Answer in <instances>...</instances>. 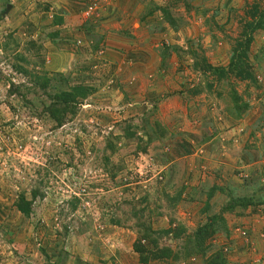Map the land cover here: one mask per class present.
Instances as JSON below:
<instances>
[{"label": "rangeland", "instance_id": "1", "mask_svg": "<svg viewBox=\"0 0 264 264\" xmlns=\"http://www.w3.org/2000/svg\"><path fill=\"white\" fill-rule=\"evenodd\" d=\"M254 4L264 0H0V264H203L217 251L264 264V35L247 60L255 84L197 74L188 56L226 68ZM163 7L177 32L148 16ZM81 85L86 99L57 127L54 94ZM231 93L246 108L237 117ZM213 187L254 206L225 213L227 231L185 256L227 200L209 198ZM148 221L169 253L141 263Z\"/></svg>", "mask_w": 264, "mask_h": 264}, {"label": "trees", "instance_id": "2", "mask_svg": "<svg viewBox=\"0 0 264 264\" xmlns=\"http://www.w3.org/2000/svg\"><path fill=\"white\" fill-rule=\"evenodd\" d=\"M189 9V8H188ZM158 11L161 16V20L164 24H167L171 29L175 32L181 27L180 19H176L172 16L169 9L166 7L158 8L151 11L148 16H151L152 13ZM257 32H261L264 35V7H261L260 4H254L247 12L245 18H243L242 24V31L237 39L234 41V46L231 50L229 63L226 68H211L208 64L206 59L198 52L190 50L188 52V56L193 59V69L196 70L198 67L201 69H197V74L206 76V75H214L219 78V81H223L226 85L230 84L232 80H238L241 82H245L247 84H255V75L254 70L250 63H248L250 46L253 42L254 34ZM21 74H24L23 69H19ZM26 73V72H25ZM31 83L36 86V82L40 80L39 77L34 76L33 78L30 77ZM45 86V85H44ZM232 95V111L237 116H240L245 108V104L241 103L238 98L235 97V94L231 93ZM87 97V89L81 86L69 87L65 91H59L54 94L55 103H52V106H48L47 110L51 115V118L56 122L57 127H61L65 122V114L70 109L73 103H75L78 99L84 100ZM239 101V102H238ZM70 114L73 113V110L69 112ZM152 132H154L152 130ZM155 134V132H154ZM124 137H128V134H124ZM154 137L156 140H163L165 139L164 134L161 133L160 135ZM149 136V142L153 140V138ZM219 191L220 193L226 194L227 200L223 204L219 213L214 214L208 219V222L199 226L196 231L192 234L189 238V245L187 246L188 254H184L185 256H189L190 254L200 255L203 256L207 252V245L206 242L212 238L217 233H223L227 231L226 221L223 218L225 213H234L237 211L238 214H242L244 211L248 209V207H253V198L254 197H239L235 195L233 198L227 189L225 188H217L213 187V190L209 192V198H212L215 193ZM183 195V191L181 190L178 196L176 197L175 201L179 200ZM214 197V196H213ZM34 199V196L33 198ZM206 207H208V203H206ZM31 202L25 200L24 197H20L19 202L17 204V209L21 212V214L25 217L29 216L30 214V207ZM138 225V224H137ZM138 229L141 238L138 240L136 244H134V250L139 254L141 258V263H147V260L144 258L145 251H148V255L154 257H167L169 251L165 248H158V244L156 239L153 237L155 234L152 232V227L148 223L139 226ZM164 235L171 233L169 230L162 232ZM158 234H161L158 233ZM162 234V235H163ZM175 238L179 237L178 232H174ZM147 242L150 247L154 246L151 250H145L141 242ZM151 242V243H149ZM155 251L156 254H153ZM159 254V255H158ZM176 258H180L176 257ZM203 264H228L227 260L225 259L224 255L220 252H214L206 257Z\"/></svg>", "mask_w": 264, "mask_h": 264}, {"label": "built area", "instance_id": "3", "mask_svg": "<svg viewBox=\"0 0 264 264\" xmlns=\"http://www.w3.org/2000/svg\"><path fill=\"white\" fill-rule=\"evenodd\" d=\"M240 234H241L243 237H246V236H247V234H246V232H245L244 230H241V231H240ZM261 237H262V236H261ZM263 237H264V236H263ZM263 237H262V238H263Z\"/></svg>", "mask_w": 264, "mask_h": 264}, {"label": "water", "instance_id": "4", "mask_svg": "<svg viewBox=\"0 0 264 264\" xmlns=\"http://www.w3.org/2000/svg\"><path fill=\"white\" fill-rule=\"evenodd\" d=\"M10 5H8L7 7H6V12L10 9Z\"/></svg>", "mask_w": 264, "mask_h": 264}]
</instances>
